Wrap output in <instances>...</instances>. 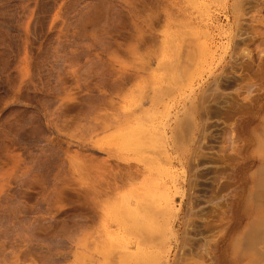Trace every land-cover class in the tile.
I'll use <instances>...</instances> for the list:
<instances>
[{
    "label": "rangeland",
    "instance_id": "obj_1",
    "mask_svg": "<svg viewBox=\"0 0 264 264\" xmlns=\"http://www.w3.org/2000/svg\"><path fill=\"white\" fill-rule=\"evenodd\" d=\"M0 264H264V0H0Z\"/></svg>",
    "mask_w": 264,
    "mask_h": 264
}]
</instances>
